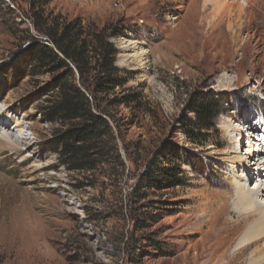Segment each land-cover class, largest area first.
I'll use <instances>...</instances> for the list:
<instances>
[{
    "label": "rangeland",
    "instance_id": "obj_1",
    "mask_svg": "<svg viewBox=\"0 0 264 264\" xmlns=\"http://www.w3.org/2000/svg\"><path fill=\"white\" fill-rule=\"evenodd\" d=\"M191 3L0 0V109L11 117V129L14 120L22 122L13 132L26 138L18 140L21 149L15 153L0 150V264H171L196 238L185 225L177 229L182 236L174 234L176 222L190 213L201 188H216L225 176L236 180L222 155L228 135H234L229 126L250 119L258 125L253 137L264 135V0L246 7L239 19L232 15L238 48L227 70L214 75L206 69L220 58L186 61L177 53L178 40L185 41L190 31L185 14L203 0ZM42 10L118 33L110 42L115 66L127 80L98 94L119 153L109 164L69 169L50 149L64 128L40 115L50 96L45 92L50 75L30 74L25 61L31 38L38 35L33 12ZM224 39L217 34L213 43L221 46ZM202 96L222 102L224 111L203 136L193 128L189 137L191 108ZM245 147L240 146L241 155ZM152 157L177 164L181 184L137 191L136 181ZM253 159L247 160L251 170ZM257 175L247 186L259 183ZM251 256L259 257L247 254L240 264H249Z\"/></svg>",
    "mask_w": 264,
    "mask_h": 264
},
{
    "label": "trees",
    "instance_id": "obj_2",
    "mask_svg": "<svg viewBox=\"0 0 264 264\" xmlns=\"http://www.w3.org/2000/svg\"><path fill=\"white\" fill-rule=\"evenodd\" d=\"M42 11L33 12L38 35L31 38L25 61L30 74L50 75L51 83L45 88L50 96L42 103L40 115L45 122L64 126L50 149L63 158L69 169L87 170L109 164L111 158H119V153L98 94L127 80L115 66L116 50L110 42L118 33L108 32V27L84 24L79 18ZM221 103L213 97L197 98L191 108L195 114L192 128L186 127L189 137L194 136V129L203 136L204 130L213 127L215 118L224 111ZM169 164L157 157L149 159L136 181L137 191L181 184L178 165Z\"/></svg>",
    "mask_w": 264,
    "mask_h": 264
},
{
    "label": "bare ground",
    "instance_id": "obj_3",
    "mask_svg": "<svg viewBox=\"0 0 264 264\" xmlns=\"http://www.w3.org/2000/svg\"><path fill=\"white\" fill-rule=\"evenodd\" d=\"M258 1L244 0L241 3L238 0H203L201 5H194L191 0L194 8L191 6L193 9L185 14L190 31L185 32V41L178 40V56L186 61L203 59L206 56L220 58L217 66L206 70L212 75L227 70V63L234 60V47L237 45L234 41L236 27L231 17L235 14L239 19L246 7ZM180 7L184 8V5L180 4ZM224 26L228 32L224 30ZM217 34L225 36L221 46L213 43V37ZM196 36H202L203 40L195 41ZM188 38L194 39V42ZM174 53L177 54L176 51ZM9 118L11 119L8 112L0 109V150L15 153L21 149L18 140L26 138L21 133L22 136L19 137L13 132L14 128L22 127V122L14 120V128L11 129ZM250 121L243 118L241 123L244 124L235 126L236 128L229 126L234 135H228L226 149L222 151L225 161L229 163L228 170L236 176V180L228 181V176H225L218 187L201 188L194 205L189 208L190 213L181 216L176 222L174 233L182 236L184 233L177 229L185 225L187 234L196 238L187 246L181 247V253L171 264H240L242 258L250 253L259 257L251 256L249 264H264V176H261L264 171V156L259 157L264 152L261 147H264V135L261 138L255 136L257 143L249 139L253 137L252 129L255 130L258 126ZM243 143H246V147L241 155L240 146ZM251 157H255L253 168L256 171L247 166V160ZM20 161L24 162V159ZM237 170L240 172L237 173ZM254 174H260L261 177L257 175L259 183L253 187L247 186Z\"/></svg>",
    "mask_w": 264,
    "mask_h": 264
}]
</instances>
